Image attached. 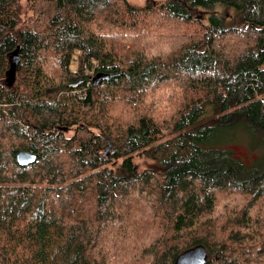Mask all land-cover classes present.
Instances as JSON below:
<instances>
[{
	"label": "trees",
	"instance_id": "obj_1",
	"mask_svg": "<svg viewBox=\"0 0 264 264\" xmlns=\"http://www.w3.org/2000/svg\"><path fill=\"white\" fill-rule=\"evenodd\" d=\"M23 1L0 0V82L20 49L0 83V264H176L200 246L264 264V159L216 146L234 126L264 139V0H41L31 26Z\"/></svg>",
	"mask_w": 264,
	"mask_h": 264
},
{
	"label": "rangeland",
	"instance_id": "obj_2",
	"mask_svg": "<svg viewBox=\"0 0 264 264\" xmlns=\"http://www.w3.org/2000/svg\"><path fill=\"white\" fill-rule=\"evenodd\" d=\"M131 4L135 6H143L145 0H128ZM154 3L162 4L165 0H153ZM41 0H30L22 2V9L24 11L25 24L31 26L33 21L36 18V9L38 8ZM216 10L220 13V16L223 14H229L232 16V12L228 10H223L222 7H217ZM198 11V10H197ZM203 9L198 11L197 16L203 17V20L207 22L206 17L201 14ZM206 11V10H205ZM208 12V11H206ZM136 46V44H134ZM182 80V79H181ZM2 86L7 89L13 87L14 77L10 73H7V77L4 81L0 82ZM84 128V127H83ZM74 130H69L66 132L67 137H72ZM248 136H251L249 130H242L240 126H234L228 130H225L222 133H219L216 137L218 147H228L232 148L235 151L236 158L242 162L246 167L250 168L256 163H260L264 159V139L258 136L254 138L251 137V140H248ZM253 143V144H250ZM134 163L138 170L142 171L153 165L152 161L146 158L145 155H135Z\"/></svg>",
	"mask_w": 264,
	"mask_h": 264
},
{
	"label": "water",
	"instance_id": "obj_3",
	"mask_svg": "<svg viewBox=\"0 0 264 264\" xmlns=\"http://www.w3.org/2000/svg\"><path fill=\"white\" fill-rule=\"evenodd\" d=\"M20 50V49H19ZM19 50L11 55L10 61V73L15 79L16 69L18 62L20 60ZM8 71V72H9ZM38 160V156L32 152H20L16 156L17 163L22 167H28L35 164ZM207 251L204 247H196L194 249L188 250L179 256L176 264H206L207 263Z\"/></svg>",
	"mask_w": 264,
	"mask_h": 264
}]
</instances>
